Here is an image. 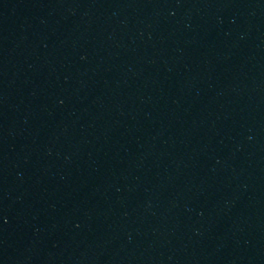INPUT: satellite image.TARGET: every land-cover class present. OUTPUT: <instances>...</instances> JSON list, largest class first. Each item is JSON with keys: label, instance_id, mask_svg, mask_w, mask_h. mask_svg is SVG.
Masks as SVG:
<instances>
[{"label": "water", "instance_id": "water-1", "mask_svg": "<svg viewBox=\"0 0 264 264\" xmlns=\"http://www.w3.org/2000/svg\"><path fill=\"white\" fill-rule=\"evenodd\" d=\"M0 264H264V0H0Z\"/></svg>", "mask_w": 264, "mask_h": 264}]
</instances>
